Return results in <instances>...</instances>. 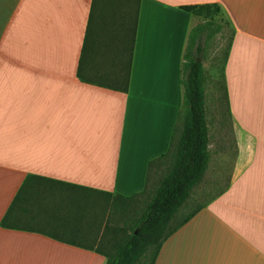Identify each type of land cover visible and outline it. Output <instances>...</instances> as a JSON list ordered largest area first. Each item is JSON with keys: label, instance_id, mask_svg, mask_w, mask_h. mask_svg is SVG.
Wrapping results in <instances>:
<instances>
[{"label": "crops", "instance_id": "crops-1", "mask_svg": "<svg viewBox=\"0 0 264 264\" xmlns=\"http://www.w3.org/2000/svg\"><path fill=\"white\" fill-rule=\"evenodd\" d=\"M199 4L231 27L221 68L234 153L224 186L153 264H264V0H0V264L105 263L99 196L140 192L169 148L199 21L182 7ZM29 174L45 179L18 204L48 209L4 227Z\"/></svg>", "mask_w": 264, "mask_h": 264}, {"label": "trees", "instance_id": "trees-1", "mask_svg": "<svg viewBox=\"0 0 264 264\" xmlns=\"http://www.w3.org/2000/svg\"><path fill=\"white\" fill-rule=\"evenodd\" d=\"M182 8L199 18L189 32L183 53L179 79L183 88L182 103L176 112L169 148L149 162V166H152L158 161L166 160L167 171L140 210L127 217L120 226H110L107 222L111 206H117L118 201L129 202L134 196L146 193L147 183L140 192L130 196L109 192L99 196L100 210L94 223L98 224V230L102 228L96 250L105 256L104 264H153L163 241L199 209V206L196 207L175 222L176 215L189 198L193 187L204 176L210 160L205 110L209 75L200 57L204 55L209 30H219L223 25L215 20L220 11L216 4L186 5ZM222 69L220 73L225 86ZM77 76L85 80L80 66ZM126 87L127 81L123 89L126 90ZM43 179L45 178L38 175H27L2 219L4 227L22 228L25 223L36 224V215L48 207L41 204L32 208L31 200L26 202L29 205L18 203L23 202L22 193L28 184L33 181L39 184ZM39 191L40 188L36 185L33 193L38 195ZM82 210V206H77L71 212L77 221L83 216Z\"/></svg>", "mask_w": 264, "mask_h": 264}, {"label": "rangeland", "instance_id": "rangeland-1", "mask_svg": "<svg viewBox=\"0 0 264 264\" xmlns=\"http://www.w3.org/2000/svg\"><path fill=\"white\" fill-rule=\"evenodd\" d=\"M217 20H222V33L216 34L207 46L206 58L202 59L209 80L205 92V110L207 123L211 124L210 147L212 162L206 168L202 179L193 187L192 192L175 217V222L180 220L187 212L203 204L212 194L224 186L228 177V166L233 156L234 149L229 128L227 104L224 94L223 80L221 77V65L224 52L227 49L231 34V27L224 14H219ZM210 161V160H209ZM167 161H158L151 166L147 177V191L144 194L134 196L129 202H117L111 206L110 217L107 220L110 226L122 225L124 220L138 212L154 191L162 176L167 171ZM110 202V200H109ZM122 204V205H121ZM108 211V209H107Z\"/></svg>", "mask_w": 264, "mask_h": 264}]
</instances>
